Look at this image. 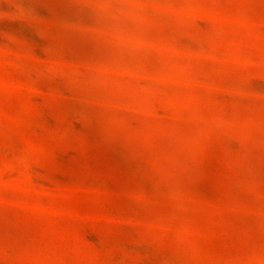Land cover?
Returning <instances> with one entry per match:
<instances>
[{
	"label": "rangeland",
	"instance_id": "rangeland-1",
	"mask_svg": "<svg viewBox=\"0 0 264 264\" xmlns=\"http://www.w3.org/2000/svg\"><path fill=\"white\" fill-rule=\"evenodd\" d=\"M0 264H264V0H0Z\"/></svg>",
	"mask_w": 264,
	"mask_h": 264
}]
</instances>
